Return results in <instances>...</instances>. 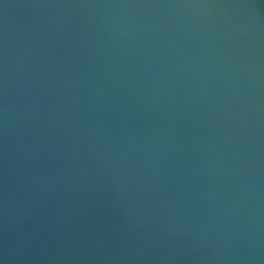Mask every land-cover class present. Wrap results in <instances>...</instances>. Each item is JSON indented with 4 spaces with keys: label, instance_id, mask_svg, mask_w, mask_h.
I'll use <instances>...</instances> for the list:
<instances>
[{
    "label": "water",
    "instance_id": "95a60500",
    "mask_svg": "<svg viewBox=\"0 0 264 264\" xmlns=\"http://www.w3.org/2000/svg\"><path fill=\"white\" fill-rule=\"evenodd\" d=\"M0 264H264V0H0Z\"/></svg>",
    "mask_w": 264,
    "mask_h": 264
}]
</instances>
